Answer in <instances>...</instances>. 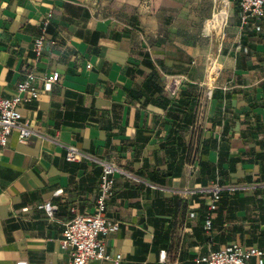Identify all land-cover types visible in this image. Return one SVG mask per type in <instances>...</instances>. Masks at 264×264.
I'll use <instances>...</instances> for the list:
<instances>
[{
    "label": "crops",
    "instance_id": "0c3cea01",
    "mask_svg": "<svg viewBox=\"0 0 264 264\" xmlns=\"http://www.w3.org/2000/svg\"><path fill=\"white\" fill-rule=\"evenodd\" d=\"M230 1L205 38L217 0H0V98L28 71L39 91L20 106L34 133L22 143L13 131L0 155V264L70 262L62 233L95 213L100 160L119 169L106 203L119 229L104 242L120 264H196L230 243L264 251V21L241 27ZM171 76L185 78L174 96ZM66 145L89 159L68 162ZM219 153L238 160L221 177ZM216 180L230 200L206 232Z\"/></svg>",
    "mask_w": 264,
    "mask_h": 264
},
{
    "label": "built area",
    "instance_id": "2783aa9c",
    "mask_svg": "<svg viewBox=\"0 0 264 264\" xmlns=\"http://www.w3.org/2000/svg\"><path fill=\"white\" fill-rule=\"evenodd\" d=\"M232 2L239 8L241 27H246L252 22L264 21V0H232ZM48 20H45L44 27L48 25ZM256 29L260 30V26H256ZM33 50L37 58L42 55L44 50L43 36L35 39ZM37 79L33 72H26L23 79L17 84L15 94L10 98H0V155L7 146L13 131L18 133V140L22 143H25L34 133L33 129L24 120L20 112V106L39 97V91L35 85ZM58 79V72L42 78L47 90L51 89ZM184 80L183 76H171L165 90L174 96ZM64 147L66 149L65 158L68 162L80 163L89 159L86 152L75 146L66 145ZM98 163L102 172L95 213L75 214L74 218L65 224L62 233L60 244L63 250L69 251L70 262L68 264H87L91 261L120 264L122 261V255L109 252L104 242L105 237L119 229L117 222H112L106 218V203L114 195L115 173L119 169L110 162L100 160ZM223 190V186L216 180L210 191L209 213L205 220L206 232L211 231L214 213L218 208ZM40 208L44 209L49 216L53 214V206L50 203H45ZM72 211L75 212L74 209ZM251 259H256L258 264H263L264 251L253 246L230 243L218 250L210 251L207 255L198 257L195 262L196 264H249ZM18 264L27 263L21 262Z\"/></svg>",
    "mask_w": 264,
    "mask_h": 264
},
{
    "label": "trees",
    "instance_id": "16d2710c",
    "mask_svg": "<svg viewBox=\"0 0 264 264\" xmlns=\"http://www.w3.org/2000/svg\"><path fill=\"white\" fill-rule=\"evenodd\" d=\"M215 147H217V144L215 142H213V144H210L209 146H207V144L203 145V149H205V150H206V148L208 150V149L215 148ZM237 162H238L237 159L228 157L226 154L224 155L222 153H219L218 154V161H217V175L216 176L221 177L222 174H224V170H223L224 164H228L227 170H230V169L234 168V166ZM216 176L214 178L217 179ZM218 182L220 184H222L220 180H218ZM234 196H238V192L234 193ZM229 200H230V193L226 190H223L221 192V198L218 202V208L216 210V213L220 210L222 211V209H224V206L226 205V203L228 204ZM212 227H213V222H212ZM212 227H211V229H212Z\"/></svg>",
    "mask_w": 264,
    "mask_h": 264
},
{
    "label": "bare ground",
    "instance_id": "6f19581e",
    "mask_svg": "<svg viewBox=\"0 0 264 264\" xmlns=\"http://www.w3.org/2000/svg\"><path fill=\"white\" fill-rule=\"evenodd\" d=\"M228 16V10L226 8H222L218 14H214L213 18L206 23V30L211 31L213 29L218 28L221 26L227 19ZM218 74V68L214 64L209 71V76L211 80H213V77Z\"/></svg>",
    "mask_w": 264,
    "mask_h": 264
},
{
    "label": "rangeland",
    "instance_id": "374dc122",
    "mask_svg": "<svg viewBox=\"0 0 264 264\" xmlns=\"http://www.w3.org/2000/svg\"><path fill=\"white\" fill-rule=\"evenodd\" d=\"M230 2H231L230 0H217V7H216V10H215V13L218 14L222 8H226L227 10H230V8H231V3ZM206 23H207V21H205V23L203 25L204 26L203 34L205 35V38L215 37L216 35L221 34V31H223V30H221L223 26H221V28H217L216 30H212V32L209 33V32L206 31ZM223 24L225 25L226 23L224 22ZM214 64L217 67L216 60L215 59L210 60V62L207 65L208 73L210 71V68Z\"/></svg>",
    "mask_w": 264,
    "mask_h": 264
}]
</instances>
